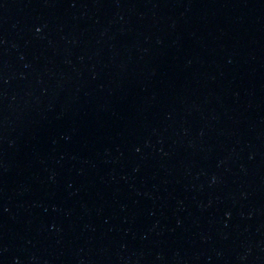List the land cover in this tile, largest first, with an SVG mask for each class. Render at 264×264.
<instances>
[{"label":"water","instance_id":"95a60500","mask_svg":"<svg viewBox=\"0 0 264 264\" xmlns=\"http://www.w3.org/2000/svg\"><path fill=\"white\" fill-rule=\"evenodd\" d=\"M0 32L155 264H264V0H0Z\"/></svg>","mask_w":264,"mask_h":264}]
</instances>
